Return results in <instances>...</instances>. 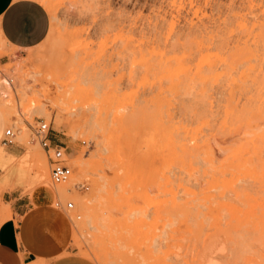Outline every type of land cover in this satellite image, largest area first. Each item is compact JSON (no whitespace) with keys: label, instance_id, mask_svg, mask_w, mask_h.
Returning a JSON list of instances; mask_svg holds the SVG:
<instances>
[{"label":"rangeland","instance_id":"1","mask_svg":"<svg viewBox=\"0 0 264 264\" xmlns=\"http://www.w3.org/2000/svg\"><path fill=\"white\" fill-rule=\"evenodd\" d=\"M24 1L48 31L0 52L14 83L0 150L47 169L30 141L42 121L75 193L42 197L32 160L25 187L0 195V224L57 204L63 255L90 264H264V0Z\"/></svg>","mask_w":264,"mask_h":264},{"label":"crops","instance_id":"2","mask_svg":"<svg viewBox=\"0 0 264 264\" xmlns=\"http://www.w3.org/2000/svg\"><path fill=\"white\" fill-rule=\"evenodd\" d=\"M48 31L39 7L24 0H0V52L24 51L38 46ZM8 62L0 56V66ZM6 118L0 108V136ZM0 224V264H90L68 253L69 221L57 208L37 204Z\"/></svg>","mask_w":264,"mask_h":264},{"label":"bare ground","instance_id":"3","mask_svg":"<svg viewBox=\"0 0 264 264\" xmlns=\"http://www.w3.org/2000/svg\"><path fill=\"white\" fill-rule=\"evenodd\" d=\"M43 3L45 6H47L46 0H43ZM13 85L14 83L12 82L10 77L7 76V74H5L3 71H0V99L2 101L8 97L9 91H11L14 87ZM6 110L12 112V109L6 108ZM44 113L45 110L44 109L41 110V114ZM39 155L37 156L36 154H34V152L30 151L22 159H18L14 155H7L3 149L0 150V195L2 193L9 192L15 188H24L31 177V171L34 168H35V173L32 177V181L37 184L38 188L47 189V190L38 191L43 195L42 197L48 200L51 198V200H54V202L56 200L64 201L66 198L70 197L73 193H75L74 184L76 178L73 176L71 177L68 183L66 182L65 185L64 184L60 186L51 185L49 180V174L45 166V162L43 161L42 157ZM32 160L34 161V168H32L31 167L32 165L30 164V161ZM74 161H75L74 163L77 164V169H79L78 171L81 172L82 171L81 163L77 160ZM83 209H84L83 216L86 219L84 222L86 223L89 222L91 215H89L88 213L89 210L88 205L84 204ZM5 215L6 213L0 212V218H4Z\"/></svg>","mask_w":264,"mask_h":264},{"label":"built area","instance_id":"4","mask_svg":"<svg viewBox=\"0 0 264 264\" xmlns=\"http://www.w3.org/2000/svg\"><path fill=\"white\" fill-rule=\"evenodd\" d=\"M12 137L11 130L5 129L0 143L2 145L10 144ZM30 141L35 142L45 155L51 185L57 186L66 183L71 175L70 169L65 163L67 148L62 143L51 139L49 128L42 121L30 129ZM64 208L66 211H70L72 203H66Z\"/></svg>","mask_w":264,"mask_h":264}]
</instances>
